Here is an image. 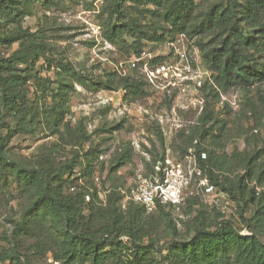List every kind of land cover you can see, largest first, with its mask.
<instances>
[{
	"label": "rangeland",
	"instance_id": "374dc122",
	"mask_svg": "<svg viewBox=\"0 0 264 264\" xmlns=\"http://www.w3.org/2000/svg\"><path fill=\"white\" fill-rule=\"evenodd\" d=\"M211 1L194 0V14L204 12ZM102 3L103 0H53L46 7L42 0L0 1L1 11L8 14L0 21V72L28 76L22 87L26 106L24 127L7 140L5 149L9 157L48 173L63 171V177L73 165H85L88 161L91 172L80 181L74 180V185L82 191H96L102 202L110 189L120 190L124 208L129 202L124 194L135 171L148 157L152 161L169 150L173 159H184L187 151L181 152L185 146L183 137L198 126L199 115L206 106L210 111L206 134L196 138L200 150L206 153L203 159L209 155L207 165L213 178L223 185H234L243 176L248 200L243 203L239 196L232 200L219 185L215 186L222 196L217 202L201 194L189 195L179 209L170 213L177 236L186 237L200 225L212 228L219 221L228 220L243 227L244 235L253 234L264 243V117L240 110L245 97L254 92L235 88L225 93L218 91L216 96L210 71L201 58L195 60L196 47L184 35L171 41L167 37L163 42L141 39L145 55L135 61L131 37L123 36L116 43L103 38ZM120 5L124 18L130 15L149 32L168 31L165 22L151 15L150 10L156 8L149 0H120ZM27 43H40L38 49L32 46L38 55L34 64L8 66L3 62ZM155 57H162L168 68L150 81L145 70ZM59 62L72 66L86 83L107 71L140 78L145 82L147 95L130 100L121 88L96 90L91 84H79L70 72H62ZM194 78L200 80V86H196ZM59 81H65L67 86L59 87ZM192 99H199L202 108L194 107ZM233 100L237 105L231 104ZM57 106L60 110H54ZM51 113H56L55 117L52 115L54 119ZM156 117H161L162 123H157ZM11 120L14 121L13 117ZM88 148L91 152L86 154ZM119 157L121 164L111 170ZM73 168L72 171L77 169ZM67 185L63 187L64 193L71 192ZM28 197L12 175L8 174L7 180L0 183V245L8 247L12 243L14 222L25 211ZM88 200L84 197L79 206L83 213L88 210ZM148 215L147 224L152 225L153 232L142 242L150 250L149 260L158 259L166 253L169 235L157 212ZM31 233L21 238L18 261L0 264H58L51 258L56 244L50 233L40 228ZM122 240L126 248L117 257L125 259L130 243L125 237ZM229 257H233L232 249ZM216 264L234 263L230 259Z\"/></svg>",
	"mask_w": 264,
	"mask_h": 264
},
{
	"label": "trees",
	"instance_id": "16d2710c",
	"mask_svg": "<svg viewBox=\"0 0 264 264\" xmlns=\"http://www.w3.org/2000/svg\"><path fill=\"white\" fill-rule=\"evenodd\" d=\"M0 1L10 3L13 0ZM42 1L46 7L53 3V0ZM149 1L156 8L150 10L151 15L165 22L169 26L168 31L149 32L130 15L124 18L125 11L120 0H103V38L116 43L123 36L131 37L130 47L137 57L142 51L141 39L163 42L167 37L171 41L175 36L184 35L192 40L202 62L210 71L214 94L217 96L218 91L225 93L235 88L253 91L251 97H245L240 110L264 117V0H212L204 12L196 15L194 0ZM5 16L8 14L0 9V21ZM39 44L27 43L23 50L13 51L3 62L8 66L13 63L34 64L38 55L33 47L37 48ZM160 60L162 57H155L151 63ZM59 67L62 72H70L79 84H91L96 90L121 88L130 100L147 95L145 82L140 78L107 71L86 83L84 77L69 64L59 62ZM27 77L0 72V183L7 180L8 174L12 175L20 189L29 195L25 211L14 222L10 235L12 243L8 247L0 245V263L18 261L21 238L30 236L31 232H37L40 228L49 232L51 241L56 244V249L50 254L52 261L58 264H105L115 259V264H164L167 260L170 264H216L230 259L234 264H264V243L253 234L240 233L239 228L228 220H221L212 228L200 225L190 235L178 237L170 216L175 210L171 205L159 206L154 211L165 225L169 241L164 255L149 260L150 250L142 239L152 235V225L147 224L146 218L148 213L154 212H146L143 206L131 200L122 208L123 194L115 188L106 193L104 202L96 191H82L76 185L73 190L70 189L74 186V180L91 172L88 161L85 165H73L77 169L72 171L74 168L70 167L67 176L63 177V171L61 174L48 173L46 169L27 167L9 157L5 149L7 140L24 127L22 118L26 106L22 87ZM60 86L67 84L59 81ZM54 108L60 110L58 106ZM209 113L205 106L199 115L198 126L184 135L182 141L185 146L181 147V152L187 151L188 146L193 147L196 160L210 182L219 185L232 200L239 196L245 203L248 192L244 191L243 176L234 185L226 186L216 181L207 165L210 163L209 155L206 159L201 158L200 145L193 142L206 134L205 123L210 119ZM55 114L51 113L52 119ZM82 138L85 139L84 134ZM90 152L88 148L86 154ZM161 157L152 159V162ZM121 160L122 157H119L111 170L117 169ZM65 184H68L70 193L63 192ZM86 195L89 196L85 202L88 210L83 213L79 206L84 203ZM124 237L130 247L127 248V257L120 259L117 256L126 248L122 240ZM231 249L233 257H229Z\"/></svg>",
	"mask_w": 264,
	"mask_h": 264
},
{
	"label": "built area",
	"instance_id": "2783aa9c",
	"mask_svg": "<svg viewBox=\"0 0 264 264\" xmlns=\"http://www.w3.org/2000/svg\"><path fill=\"white\" fill-rule=\"evenodd\" d=\"M195 52H197L195 60L196 58L200 60L198 50L195 49ZM143 55L145 54L141 51L135 61L143 58ZM148 65L149 68L145 70V73L148 72L150 81L159 77V74L163 75L168 68H166L168 66L166 62L161 60ZM193 82L196 86H200L199 79L194 78ZM185 89L186 87L182 88L183 91ZM222 100L230 106L225 98ZM191 103L194 107L200 105V109L202 108V102L199 99H192ZM231 104L235 105V100ZM156 118V122L162 123L163 119L161 117ZM193 142L195 143L196 140ZM184 155L183 160L173 159L171 153L167 150L160 159H156L154 162L148 157L146 162H142L135 171L124 198L140 204L146 212H154L159 206L164 205H171L175 209H179L189 195L196 194H201L207 197L208 200L217 202L222 196V191L208 181L205 172L196 160L193 147L187 149ZM200 156L204 158L206 153L201 151ZM94 178L97 180L98 176ZM78 180L81 179L78 178ZM74 188L75 185L70 189L73 190ZM85 198L89 199V196L86 195ZM243 230H245L243 227L239 228L240 233H246Z\"/></svg>",
	"mask_w": 264,
	"mask_h": 264
}]
</instances>
